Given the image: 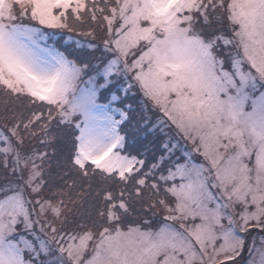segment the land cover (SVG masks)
Wrapping results in <instances>:
<instances>
[{
	"label": "snow or ice",
	"instance_id": "1",
	"mask_svg": "<svg viewBox=\"0 0 264 264\" xmlns=\"http://www.w3.org/2000/svg\"><path fill=\"white\" fill-rule=\"evenodd\" d=\"M0 264H264V0H0Z\"/></svg>",
	"mask_w": 264,
	"mask_h": 264
},
{
	"label": "rangeland",
	"instance_id": "2",
	"mask_svg": "<svg viewBox=\"0 0 264 264\" xmlns=\"http://www.w3.org/2000/svg\"><path fill=\"white\" fill-rule=\"evenodd\" d=\"M60 40H62V44H63V39L61 37H57V41L59 42ZM49 43H56V42H54L53 40L50 39ZM62 44L57 43V46L59 47Z\"/></svg>",
	"mask_w": 264,
	"mask_h": 264
},
{
	"label": "trees",
	"instance_id": "3",
	"mask_svg": "<svg viewBox=\"0 0 264 264\" xmlns=\"http://www.w3.org/2000/svg\"><path fill=\"white\" fill-rule=\"evenodd\" d=\"M58 43H59V44H62V40H60Z\"/></svg>",
	"mask_w": 264,
	"mask_h": 264
}]
</instances>
